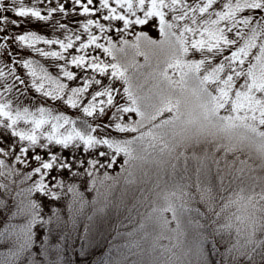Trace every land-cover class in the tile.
<instances>
[{"label": "snow or ice", "instance_id": "snow-or-ice-1", "mask_svg": "<svg viewBox=\"0 0 264 264\" xmlns=\"http://www.w3.org/2000/svg\"><path fill=\"white\" fill-rule=\"evenodd\" d=\"M261 17L264 0H0V40L7 36L12 47L11 55L0 47V147L9 153H0V174H18L5 161L20 152L23 167H39L28 184L40 183L35 192L28 184L17 192L23 198L15 222L0 231L8 245L0 264L27 260L44 235L43 251L64 252L82 223L93 239L112 206L107 193L120 179L134 182L148 148L159 144L171 154L182 145L185 163L191 158L203 169L220 151L264 140ZM203 136L227 143L197 151ZM57 178L79 183L84 193L91 187L95 196L89 201L66 188L50 196L60 190ZM53 206L61 211L52 215ZM169 211L174 217L171 203L153 207L146 219L165 230ZM145 229L142 223L137 231ZM211 243L197 248L201 264Z\"/></svg>", "mask_w": 264, "mask_h": 264}, {"label": "trees", "instance_id": "trees-1", "mask_svg": "<svg viewBox=\"0 0 264 264\" xmlns=\"http://www.w3.org/2000/svg\"><path fill=\"white\" fill-rule=\"evenodd\" d=\"M19 2L20 0H17V3ZM28 26L42 27L41 24L35 23ZM25 27L27 26L22 22L20 30L23 31ZM152 36L158 39V31ZM13 43L20 48L24 47L18 40ZM5 46L11 55L12 47L8 45L7 36L0 40V47ZM12 59L15 61V57ZM140 59L143 60V57ZM3 66V61H0V67ZM12 70L15 71L14 68ZM203 137L207 140L201 142L213 140L214 144L227 143L226 139L221 140L219 137ZM161 148L162 145L157 144L148 148L144 154L156 153L169 157L164 169V188L170 198L167 204L180 207L181 216L186 224L193 228L197 237L190 246L194 255L187 264H201L197 248H203L207 241L212 243L203 254L205 264H264V243H261L264 242V140H246L235 145L227 153L220 151L203 169L194 159L189 158L185 163V158L181 155L184 151L182 145L171 154L162 152ZM0 153L9 155L2 147ZM36 159L41 157L37 156ZM17 162L20 165H17ZM5 163H10L18 174L15 177L0 174V231L4 230L6 223L15 222L23 198V194L17 196V192L25 188L29 180H32L33 174L39 171V167H31L30 170L23 167L28 162L20 152ZM75 175L73 172L72 176ZM21 179L24 180L23 183ZM43 180L42 175L40 181ZM33 184L27 186L35 192L40 183L33 181ZM55 185H58L60 190L50 192V196L59 198L65 188L68 193L85 195L89 201L95 196L91 187L84 193L81 192L79 183L64 178H57ZM205 188L211 189L210 197L202 196V190ZM142 190L143 188L138 189V199L127 203L124 201L120 204V209L108 214L106 218L113 224H99L98 234L93 239L87 237V225L82 223L79 234L69 235L64 252L55 248L47 252L42 250L49 240V237L44 235L43 242L39 244L36 252L30 254L27 260L21 259L20 264H65V260L68 264H100L101 259L105 264L108 259L112 264H185L186 260H181V245L170 234L154 235L151 230L147 231V228L145 231H137L147 215L148 204L152 207L149 200L152 193L145 192L147 197L143 198ZM32 204L36 208L40 207L38 198L33 200ZM92 207L93 205L89 204L84 209L81 219L91 213ZM60 211L54 206L51 209L52 215ZM168 215H172V212L169 211ZM24 218H28L27 214ZM114 230L118 231V234L121 233L118 238L113 235ZM33 236L37 241L40 240L38 233L34 232ZM7 246L0 242V250ZM237 247L244 254H240ZM229 248L233 249L231 253ZM249 250H254L251 260L247 255Z\"/></svg>", "mask_w": 264, "mask_h": 264}, {"label": "rangeland", "instance_id": "rangeland-1", "mask_svg": "<svg viewBox=\"0 0 264 264\" xmlns=\"http://www.w3.org/2000/svg\"><path fill=\"white\" fill-rule=\"evenodd\" d=\"M149 31L151 35L156 33L155 29H149ZM201 140L207 139L202 137ZM211 145H214L213 140L200 142V144L197 146V151L208 149ZM167 159H169V157H164V155L162 154H144V159L137 162L134 182L131 184H126L123 179H120L116 184L112 186L111 190L107 193L108 200L112 205L108 209V214L113 213L117 209H120V204L122 202L126 201L127 203L132 201L133 199H138L137 197L139 196V188H143V198L147 197V194L145 192H151L152 195L149 200H151L152 207H150L148 204L147 215L145 216L141 224L145 223L146 228L149 229L147 231L151 230L154 235L170 234L173 238H175L181 245V260H186L185 264H187V261H190L192 255H194L192 250L190 249V246L193 242L196 241L197 237L193 231V228H190V225L186 224L184 218L181 216V213L179 211L180 207L174 205V207L176 206L175 216L173 217V214L168 215L170 218V224L169 227L165 230H161L156 223L150 222L146 219L151 213L153 207H163L166 206L167 202H169L170 198L168 197L164 188V169ZM116 171H119V165H117ZM38 200L40 202L39 198ZM44 204V211H48L49 201L45 200ZM99 224L113 223L111 221H108L106 218Z\"/></svg>", "mask_w": 264, "mask_h": 264}]
</instances>
